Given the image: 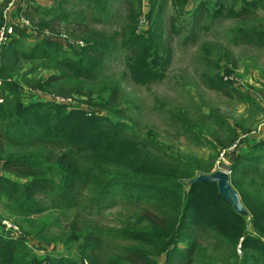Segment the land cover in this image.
<instances>
[{
	"label": "rangeland",
	"instance_id": "1",
	"mask_svg": "<svg viewBox=\"0 0 264 264\" xmlns=\"http://www.w3.org/2000/svg\"><path fill=\"white\" fill-rule=\"evenodd\" d=\"M36 1H29L32 4H27L26 11L14 9L7 15V20L17 22L18 26L5 50L22 56L32 47L50 42L59 51L53 52L51 58L20 59L19 64L10 66V71L14 72L0 78L1 105L6 99L14 107H30L41 99L106 117L107 111L100 108L101 97L108 84L114 82L120 87L121 105L128 118L123 122H127L141 140L157 146L156 155L178 156L206 170L212 168L210 163L213 162L212 172H230L235 155L240 156V153L229 150L241 135L264 120V47L244 45L235 40L242 30L263 28L260 31L264 32L262 4L255 18L246 22L229 17L227 12L231 8L239 11L244 6L243 0H104L101 6L89 0H40L44 1L42 9L34 7ZM9 3L5 7V0H0V8L4 7L0 28L6 21L4 16ZM221 3L225 7L223 14ZM35 11L43 16L40 22L33 17ZM58 15L66 16L69 22L49 20ZM131 17H138L135 23ZM143 20L148 26L138 33ZM80 26L88 29L84 32L92 31L97 36L83 33ZM149 30H155L156 37L159 34L165 48L155 46L152 53H144L140 62L132 53L137 48L132 47L131 39L146 35ZM89 43L108 45L107 60H92L96 67L88 70L96 74L95 82L77 79L74 71H79L78 66H57V61L87 57L82 50ZM2 64L0 61V66ZM133 68L149 71L147 75L161 71L162 75L156 80L141 77V84H137L131 74ZM54 76H70L71 80L53 84L59 93L45 92L44 80ZM11 84L17 85L18 94L10 91ZM220 87L223 91L219 92ZM68 94L71 96L66 97ZM261 149L264 150V143ZM7 151L9 158H30L38 164L44 163V152H50L16 148ZM5 162V157L0 158V179L23 183L19 177L5 172ZM95 199L86 192L75 208L37 199L32 203L40 207L41 212L33 214L29 201L3 196L0 191V236L23 243L21 264L29 261L47 264L51 258L60 256L80 263L88 253L76 251L81 244L74 242V235L92 226L102 231L108 252L113 251L112 242L124 247L118 242L124 241L118 234L123 231L127 219L135 220V213L140 214L141 210L134 211V205L117 200L111 209L101 207L99 212L91 210L90 202ZM7 222L16 230L7 232L9 228L4 224ZM64 236L68 239L56 240ZM162 263L163 259L159 261Z\"/></svg>",
	"mask_w": 264,
	"mask_h": 264
},
{
	"label": "trees",
	"instance_id": "2",
	"mask_svg": "<svg viewBox=\"0 0 264 264\" xmlns=\"http://www.w3.org/2000/svg\"><path fill=\"white\" fill-rule=\"evenodd\" d=\"M101 1L104 0H89L95 6H101ZM243 1L244 6L239 11L227 10L229 17L247 22L255 18L259 5L264 6V0ZM8 3L9 0H5V7ZM221 5L223 14L225 7ZM36 6L41 8L34 3ZM3 9L0 8L1 20ZM35 13L33 17L40 22L42 14ZM137 18L131 17V20L135 23ZM49 20L69 22L66 16L59 15ZM79 30L97 36L92 31L84 32L88 30L85 26H80ZM250 30L239 31L235 40L244 45L264 47V32L260 31L263 28ZM146 32V35L131 39L132 47L137 48L132 53L140 62L144 53H152L155 46L165 48L155 30ZM44 44L32 47L22 56L4 49L0 78L9 77L14 72L10 71V66L21 60L47 59L59 51L50 42ZM107 48V44L89 43L82 50L87 57L57 61V66H78L79 71H74L77 79L95 82L96 74L88 70L96 67L92 60H107ZM148 72L133 68L131 74L137 84H141V77L156 80L162 75L161 71L154 75H147ZM63 80H71V77L54 76L44 80V91L59 93L53 84ZM9 89L14 94L19 93L15 84L9 85ZM222 89L220 87L219 92ZM40 100L30 107H14L6 99L0 104V158H6L5 172L24 181L0 179L3 196L26 199L34 209L33 214L41 212V208L32 203L37 199L75 208L86 192L96 197L90 202L91 210L111 209L117 200L134 205V211L141 210L140 214L135 213V220L127 219L123 231L118 234L124 240L118 242L124 247L112 242L113 251L108 252L102 231L92 226L74 235L73 239L81 244L77 252L88 253L85 260L79 263L60 256L51 258L47 264H159L161 259L162 264H264V150L261 144L248 149H244L243 144L238 151L240 156L230 167L232 185L252 217L249 226L219 195L216 184H199L191 190L187 187V183L200 173L211 174L213 162L210 163L212 168L206 170L171 154L159 157L157 146L141 140L129 124L123 122L128 118L121 105L117 83L111 82L103 90L100 108L107 111L106 117ZM15 148L50 152H44L45 161L38 164L30 158H9L7 150ZM73 226L77 228L74 223ZM67 239L66 236L56 238L58 241ZM22 245L21 241L0 236V264H21Z\"/></svg>",
	"mask_w": 264,
	"mask_h": 264
},
{
	"label": "water",
	"instance_id": "3",
	"mask_svg": "<svg viewBox=\"0 0 264 264\" xmlns=\"http://www.w3.org/2000/svg\"><path fill=\"white\" fill-rule=\"evenodd\" d=\"M216 184L219 195L225 199L233 208L234 212L250 226L252 217L247 209L244 207L239 193L235 190L231 182V172L218 170L211 174H199L187 183V187L191 190L194 186L199 184ZM241 254V247H239Z\"/></svg>",
	"mask_w": 264,
	"mask_h": 264
},
{
	"label": "built area",
	"instance_id": "4",
	"mask_svg": "<svg viewBox=\"0 0 264 264\" xmlns=\"http://www.w3.org/2000/svg\"><path fill=\"white\" fill-rule=\"evenodd\" d=\"M29 1H31V0H11L10 1L9 7L7 8L5 16H4L6 21H5L4 25L0 28V58H1L2 51L10 43L13 36L15 35V27L18 26L17 22L8 21L7 15H10V12L14 9L15 10L21 9L22 11H26L27 4H32ZM23 22H24V20H23ZM147 26H148L147 22H145L144 20L141 21L137 32L140 33L142 31H145ZM230 79L233 80L232 78H230ZM253 135H256V133L254 132ZM249 136H250L249 134L241 135L239 137V140L236 142V144L238 146L235 144L229 151H231V152L237 151L238 152L240 147L242 146V142L245 139L249 138ZM223 156L224 155H222V157ZM219 164H221V161L218 162V165ZM4 224L8 226L7 228H9L6 230L7 232L10 230H16V228H14V226L12 224H10L9 222L4 223Z\"/></svg>",
	"mask_w": 264,
	"mask_h": 264
},
{
	"label": "crops",
	"instance_id": "5",
	"mask_svg": "<svg viewBox=\"0 0 264 264\" xmlns=\"http://www.w3.org/2000/svg\"><path fill=\"white\" fill-rule=\"evenodd\" d=\"M36 3L40 6H43L44 1L37 0ZM258 120L260 122L261 119L259 118ZM254 132L256 133V135H253ZM249 133H250L249 138L242 142V145L244 144V149H248L254 145L264 143V120H261L259 125L252 128V130ZM245 134H247V133H245ZM242 149H243V147H242ZM236 156L237 155H235V158H236Z\"/></svg>",
	"mask_w": 264,
	"mask_h": 264
}]
</instances>
